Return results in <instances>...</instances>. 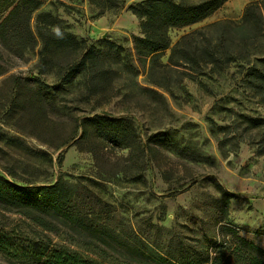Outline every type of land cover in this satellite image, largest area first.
Instances as JSON below:
<instances>
[{
  "label": "rangeland",
  "instance_id": "1",
  "mask_svg": "<svg viewBox=\"0 0 264 264\" xmlns=\"http://www.w3.org/2000/svg\"><path fill=\"white\" fill-rule=\"evenodd\" d=\"M144 1L44 0L34 14L50 13L100 51L92 83L87 68L62 80L76 58L41 62L39 39L21 57L0 45V176L72 190L70 219L0 205V232L18 253L49 243L99 264H202L207 249L237 243L223 224L264 250V125L250 122L264 118V102L243 82L254 56L242 59L248 48L233 31L254 0H227L200 22L170 28L169 47L146 57L133 44L141 35L133 10ZM202 51L214 61L202 62ZM98 117L131 124L143 152L85 134L83 121Z\"/></svg>",
  "mask_w": 264,
  "mask_h": 264
},
{
  "label": "trees",
  "instance_id": "2",
  "mask_svg": "<svg viewBox=\"0 0 264 264\" xmlns=\"http://www.w3.org/2000/svg\"><path fill=\"white\" fill-rule=\"evenodd\" d=\"M44 0H0V45L14 56H23L26 50L36 45L40 40L39 54L41 62H47L49 55L64 54L74 56L76 59L64 67L62 80H69L82 68L89 71V79L98 78L95 73L101 54L100 51L87 46L84 40L76 39L71 33L66 32L61 21L50 13H38L34 15ZM227 0H145L136 9L134 15L139 19L141 35L134 37V50L138 56H150L167 49L170 45L168 30L170 28H182L193 25L209 17L218 10ZM34 16V18H33ZM33 20V23L31 21ZM233 31L243 33L242 41L248 50H243V60L251 61L254 56L255 63L244 71L243 82L247 81V87L253 92L255 98L264 102V0H254L245 4L241 19ZM186 36L182 37L174 46L172 61L176 48L184 45ZM235 45L232 41L229 45ZM197 47V46H196ZM209 47V44H207ZM262 49H258V48ZM199 50V46L197 47ZM195 48L194 50H196ZM202 62L205 58L214 61L215 54L202 51ZM228 54V53H227ZM230 52L229 57L233 58ZM258 56V57H256ZM183 58L186 57L183 56ZM196 65L199 60H195ZM5 72L0 65V75ZM248 120V119H247ZM257 123V128L264 125V118L251 121ZM85 134L93 135L100 141L127 148L133 152H143L137 141L134 127L124 120H108L98 117L94 120L86 119L82 123ZM230 194L223 193L220 213L227 217V206ZM72 190L68 185L57 181L47 186H19L0 176V205L5 207L27 209L35 212V219L43 220L41 215H47L52 219L63 217L70 219V200ZM42 227H46L43 223ZM92 227L85 229L93 231ZM223 231H230V235L236 238L237 243L232 249L225 245H217L211 250L207 249V260L202 264H264V250L242 239L235 230H230L223 224ZM14 237L9 233L0 232V255L9 258L0 260V264H28L30 259H36L43 264H99L96 260L84 259L79 255L64 248H53L47 243L42 249L34 252V249L24 247L19 253L15 250Z\"/></svg>",
  "mask_w": 264,
  "mask_h": 264
},
{
  "label": "crops",
  "instance_id": "3",
  "mask_svg": "<svg viewBox=\"0 0 264 264\" xmlns=\"http://www.w3.org/2000/svg\"><path fill=\"white\" fill-rule=\"evenodd\" d=\"M261 245L264 246V241L263 240L261 241Z\"/></svg>",
  "mask_w": 264,
  "mask_h": 264
}]
</instances>
